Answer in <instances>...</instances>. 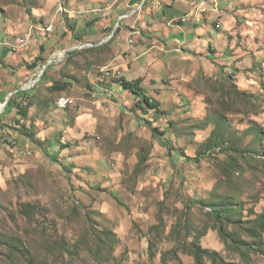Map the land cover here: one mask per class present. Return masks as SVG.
<instances>
[{"label": "rangeland", "instance_id": "rangeland-1", "mask_svg": "<svg viewBox=\"0 0 264 264\" xmlns=\"http://www.w3.org/2000/svg\"><path fill=\"white\" fill-rule=\"evenodd\" d=\"M217 2L190 35L162 0H0V80L41 97L33 139L25 96L0 115V264H264V0Z\"/></svg>", "mask_w": 264, "mask_h": 264}, {"label": "trees", "instance_id": "trees-1", "mask_svg": "<svg viewBox=\"0 0 264 264\" xmlns=\"http://www.w3.org/2000/svg\"><path fill=\"white\" fill-rule=\"evenodd\" d=\"M151 0H145V4H147V2H149ZM160 6H162V3H160ZM176 14H179L178 11H175L173 10ZM186 12V11H184ZM164 14V13H163ZM119 31V28L116 30L115 34ZM114 34V36H115ZM68 54L66 55V57H68ZM41 61H44V58L40 55H38L35 59L34 62L30 63L27 65V67L30 69V70H34L38 67L39 63ZM52 65L49 66V68H51ZM46 74V72H45ZM47 74L44 75L42 77L41 80H44L46 78ZM118 82L121 84L122 88L124 90H128L130 91L132 94H134V96H136V103L134 105V107L132 108H139L142 110V118L145 119L147 122H148V125L152 128V130L157 133L159 132V128L158 127H155L154 125V119L152 120L150 118V112H155V114H158V113H161V109H160V106H159V102L158 101H154L145 91V88L143 87V81L144 79L142 77H138L136 79H128L127 77H119L118 79ZM61 81H55L53 82V84L51 85L50 87V90H53V91H61V90H65L67 88L66 84H62L60 83ZM38 87L37 86L36 88L34 89H20L18 90L17 92H15V94L13 96L15 97H19V98H22L23 96L25 101L19 103L18 102V106H17V113H18V116H19V119H15V125L13 126L12 130H15L17 131L18 133H20V135L26 137V138H31L33 139L34 135V131H33V127L35 126L34 123L32 122L30 124V126H28L26 123H23L22 124V120L25 119L27 120L28 117H29V109L32 105H34L35 103V100L41 102V97H38V95L36 94V90H38ZM240 92V91H239ZM241 94L245 95L247 93H245L244 91L241 92ZM13 98V97H12ZM12 98H10L6 108H5V111L2 115V118L4 117V115H8L9 113H12L13 112V107L11 106V103L10 101L12 100ZM21 101V99L19 100ZM25 102V103H24ZM41 104V103H39ZM156 118V117H155ZM1 122V121H0ZM0 126H2L4 130H7L9 127L8 126H3V124ZM9 130V129H8ZM160 134H163L160 132ZM200 160V157H197L196 158V161H199ZM234 164H232L233 166ZM230 170V169H229ZM216 211H217V216L220 218L221 217V213H220V208H216ZM261 218V217H260ZM262 220H263V217H262ZM223 235V233H222ZM225 237V235H223ZM258 244H260L262 247L264 246V241H263V238H262V235L260 234L259 235V241H258ZM193 254L195 256V259H196V264H204L203 263V260H204V256L205 255H210L212 256L214 259H217L218 257V253H209L208 250L206 249H203L202 247H200L199 245L195 246L194 249H193Z\"/></svg>", "mask_w": 264, "mask_h": 264}, {"label": "crops", "instance_id": "crops-1", "mask_svg": "<svg viewBox=\"0 0 264 264\" xmlns=\"http://www.w3.org/2000/svg\"><path fill=\"white\" fill-rule=\"evenodd\" d=\"M162 1L165 2V4H166L165 6L167 7V11L171 9V10L178 11L179 14L183 13V11H185V10L188 12V13L186 12L187 13L186 16L183 17L182 19L187 20V18H188L190 20V22H192V23L187 22L184 24L186 31L184 30L183 27H180L181 28L180 30L182 32L190 34V35L191 34L195 35V34H198L200 32H201V34L202 33L204 34L205 32H207V34H209V32L207 31V27L203 24L204 21H202V19H201L204 17V14L201 11L210 10L209 9L210 8L209 2L212 3L213 1H218L217 4H218L219 8L221 6L220 3H222V0H220V2H219V0H162ZM218 7L215 10L212 9V12H210L209 14L211 15V14H214V13L216 14L217 12H220ZM209 14L207 13V15H209ZM165 18H167V16ZM176 18H179V16L172 17L169 22L172 23V21L176 20ZM191 20H193V21H191ZM187 34H185L186 37H188ZM209 40L214 41V37L211 36L209 38ZM222 41L223 40L221 39L220 43H222ZM21 46H22V44H21ZM22 67L19 69H22ZM20 72L21 71H19V73ZM25 73H26V70H25L24 74ZM16 83H17V81H16L15 77L12 78V76H9L8 79L3 80V81L0 80V104H2V102L7 99L8 95L11 92L22 88V87L17 88Z\"/></svg>", "mask_w": 264, "mask_h": 264}, {"label": "water", "instance_id": "water-1", "mask_svg": "<svg viewBox=\"0 0 264 264\" xmlns=\"http://www.w3.org/2000/svg\"><path fill=\"white\" fill-rule=\"evenodd\" d=\"M143 1H144V0H143ZM119 24H120V21L117 23V26H118ZM51 63H52V60H51V61L49 60L48 63L43 67V69L41 70V73H40L38 79H40V77H41V76L43 75V73L45 72L46 68H47ZM27 88H28V87H22L21 89H27ZM18 90H20V89H17V90H15V91L11 92V93L8 95L7 99H6L5 102L2 104V107H0V115L5 111V108H6L7 104H8V102H9L11 96H12L15 92H17Z\"/></svg>", "mask_w": 264, "mask_h": 264}, {"label": "bare ground", "instance_id": "bare-ground-1", "mask_svg": "<svg viewBox=\"0 0 264 264\" xmlns=\"http://www.w3.org/2000/svg\"><path fill=\"white\" fill-rule=\"evenodd\" d=\"M52 26L50 25V26H48L47 28H46V31H48V32H50V31H52ZM31 37H32V33L30 32L28 35H27V37L24 39V40H22V46H27L29 43H30V40H31ZM59 101H65L67 104L65 105V108L67 107V106H69L72 102H73V100L71 99V98H69V97H62ZM2 107V106H1Z\"/></svg>", "mask_w": 264, "mask_h": 264}, {"label": "built area", "instance_id": "built-area-1", "mask_svg": "<svg viewBox=\"0 0 264 264\" xmlns=\"http://www.w3.org/2000/svg\"><path fill=\"white\" fill-rule=\"evenodd\" d=\"M185 20V19H183ZM58 104L60 107H65V105L67 104L65 101H58Z\"/></svg>", "mask_w": 264, "mask_h": 264}]
</instances>
